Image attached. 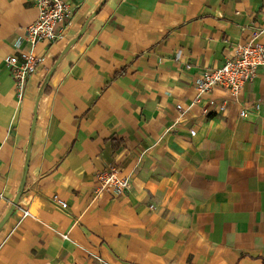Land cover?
Wrapping results in <instances>:
<instances>
[{"label":"crops","instance_id":"0c3cea01","mask_svg":"<svg viewBox=\"0 0 264 264\" xmlns=\"http://www.w3.org/2000/svg\"><path fill=\"white\" fill-rule=\"evenodd\" d=\"M65 1L17 101L3 59L38 9L0 0V264H264V65L195 86L264 44V0ZM110 167L129 188L95 195Z\"/></svg>","mask_w":264,"mask_h":264},{"label":"built area","instance_id":"2783aa9c","mask_svg":"<svg viewBox=\"0 0 264 264\" xmlns=\"http://www.w3.org/2000/svg\"><path fill=\"white\" fill-rule=\"evenodd\" d=\"M34 1L38 9L37 17L25 27L23 35L15 41L19 55H6L3 59L13 77L17 101L23 98L30 75L38 64L44 61L43 56L34 53L35 44L40 40L53 41L57 37V24L68 17L72 10L65 0ZM260 34L261 30H253L249 39L234 46L232 54L220 66L205 69L202 77L196 80L197 90L201 92L214 85H221L237 96L245 84L253 80L258 67L264 65V44L259 41ZM177 107L180 108V105ZM258 108L257 103L254 109ZM247 113L246 108L240 110L241 116H246ZM95 180V195L104 191L120 194L125 192L130 184L129 177L119 175L115 167L97 171ZM53 199L61 207L67 206L57 195H54ZM28 214L27 210L23 211L24 216Z\"/></svg>","mask_w":264,"mask_h":264}]
</instances>
